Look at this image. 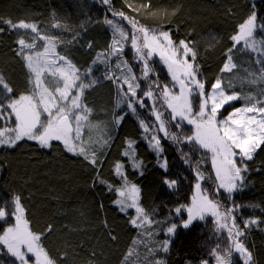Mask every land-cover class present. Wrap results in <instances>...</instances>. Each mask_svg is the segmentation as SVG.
I'll return each mask as SVG.
<instances>
[{
    "label": "trees",
    "instance_id": "trees-1",
    "mask_svg": "<svg viewBox=\"0 0 264 264\" xmlns=\"http://www.w3.org/2000/svg\"><path fill=\"white\" fill-rule=\"evenodd\" d=\"M253 6L258 19L264 21V0H111L110 5L102 4L101 0H0V18L3 20L11 19L15 23L24 19L36 23L42 34L61 37L63 42L56 49L59 55L66 56L76 65L84 83L96 81L85 89L84 103L92 110L89 119L93 125L99 126V130L90 132L86 127L83 138L91 135L96 139L101 132L111 137L96 166L90 165L82 156L68 153L61 142L54 141L51 147L41 148L37 142L25 139L14 148L0 146V204L7 202L10 212L12 197L21 196L31 230L44 233L42 244L52 257H58V264H88L89 261L92 264H124L130 249L139 253V257L131 255L129 264H144L145 257L149 264L156 259L164 260L165 264H202L203 261L216 264L212 249L219 246L221 255L229 249L231 242L227 231L217 232L214 218L197 220L185 229L182 221L187 218L186 211L175 212V208L191 202L196 183L195 168L202 154L191 145H180L182 152L190 156L189 163L185 164L176 145L159 133L163 157L168 163L167 178L177 180L174 188L163 183L165 173L145 139L150 133H144L139 120L143 119L150 127L158 126L153 115L154 101L155 107L164 113V119L170 120V112L162 101L143 97V92L152 85L154 97L158 96L160 89L153 82H158L161 88L164 84L172 86L171 76L158 57L150 59L149 66L153 71L148 77L142 75L143 62L136 57L131 46L133 29L126 20L112 12L123 11L150 29L163 25L164 30H171L176 43L180 40L194 42L197 52L194 63L199 66L198 77L205 83L206 93L211 92V85L219 77L225 85L231 81L232 90L260 98L264 84H252L245 79V70L255 72L259 68L254 54L241 51L238 45L232 52L237 69L221 73L226 51L233 43L230 36ZM105 18L120 24L128 32L129 39L123 42V52L119 57L115 56V60L111 56L106 62L93 63L98 54L107 56L112 43L113 30L104 23ZM57 21L62 28L52 27ZM0 28L4 29L0 32V73L14 89L13 98H18L22 93L27 94L30 87L28 70L16 54L19 50L16 41L25 30L13 31L3 23ZM32 35L28 30L27 42H32ZM260 35L258 33V37ZM36 43L37 50H42L44 42L37 40ZM118 60L127 61L141 85L137 89V98L143 97L144 107L136 104V113H132L126 104L116 107L120 89L115 79L107 77L120 78V73L127 71L121 65L117 67ZM122 87L127 90V85ZM226 91L231 94L230 90ZM129 98L135 104L137 98ZM198 103V97L194 96V110H198ZM244 103V100L230 102L221 110V115L227 116L233 108ZM115 114L125 117L118 126L113 124ZM11 123V120H0V127H9ZM174 124L169 125L172 132L191 131L190 126L177 129ZM128 140L135 142L137 159L142 161L139 170L131 166L130 157L123 156ZM117 161L124 164L122 171L127 179L140 188V204L154 221L147 226L152 236L146 235L145 229L131 225L130 219L136 215L134 209L121 212L114 203L118 198L115 189L124 183L114 170ZM246 164L245 187L233 193L231 199L226 193H220L225 208L239 206L233 215L242 229L244 220L259 218L264 221V146ZM200 169L206 176L214 178L210 162L201 164ZM202 186L211 192L212 180L202 182ZM14 223L10 216L0 220V234ZM172 223L178 227L169 236L167 228ZM49 226L50 232L47 231ZM165 239L170 240L168 252L159 247ZM240 239L251 251L254 264H264V222L246 229L245 236ZM149 248L157 251L149 255ZM232 259L234 264H242L238 254L233 253ZM0 264H19V261L7 252L6 246L0 245Z\"/></svg>",
    "mask_w": 264,
    "mask_h": 264
},
{
    "label": "snow or ice",
    "instance_id": "snow-or-ice-1",
    "mask_svg": "<svg viewBox=\"0 0 264 264\" xmlns=\"http://www.w3.org/2000/svg\"><path fill=\"white\" fill-rule=\"evenodd\" d=\"M104 5H110L111 0H101ZM131 7V5H129ZM145 8L149 7L144 5ZM137 10L138 9H134ZM109 11H112L109 8ZM131 25L133 32L130 37L131 46L135 50L136 57L143 62L142 75L147 78L153 69L149 61L154 55H159L160 60L167 66L171 76L172 87L164 84L161 88L158 82L154 81L156 88L160 89L158 96L154 97L153 86L149 85L148 90L143 92V97L155 98L162 101L163 105L170 110V120L164 119V113L153 105V115L158 126L150 127L143 119L139 120L140 127L148 140V146L158 158V166L165 173L163 183L174 188L177 180L168 179L167 158L163 157L164 148L161 144V136L176 145V150L181 153V159L185 164L189 163L190 156L183 153L180 145H191L194 150L201 152V158L197 161L195 168L194 192L191 202L175 208L177 214L186 211L187 218L182 221V226L188 229L194 221H205L212 217L215 220L217 232L227 231V237L231 244L224 255L217 249H212L216 264H234L233 253L239 255L242 264H254L251 251L240 239L245 236V230L252 226H259L262 222L259 218L244 220L243 229L236 223L233 212L239 207L225 208L221 202L220 193H226L228 198L232 194L245 187L246 173L248 167L246 161L253 159L254 154L264 146V91L259 94L260 98L252 95H242L232 90L231 81L223 84L221 78H217L211 85V92H205V83L198 77L199 66L196 61L197 52L194 50V42L180 40L176 43L172 39L171 30H164L163 25L156 29H150L140 25L138 21L131 18L123 11L112 12ZM167 15V13H165ZM175 15V12L172 13ZM0 23L8 26L10 30H25L17 39V55L24 61L29 73V91L27 94H20L13 98L14 89L6 81L3 73H0V120H11L13 126L0 127V146L14 148L22 140L35 141L41 148H49L52 142H61L64 149L75 156H82L90 165L96 166L100 163L99 156L109 145L111 137H106L102 132L93 139L91 135L83 138L84 129L87 127L90 132L93 129L99 130L98 125H93L89 119L91 109L84 103L85 89L96 83L95 80L84 83L82 75L75 64L66 56H61L56 51L57 45L62 43L61 37L42 34L36 23L20 19L13 22L11 19L3 20ZM104 23L111 26L113 30L112 43L109 46L107 56L98 54L96 60L106 62L108 57H119L123 52V42L129 39L128 32L112 19L105 18ZM53 28H62L63 25L57 21L52 24ZM83 27V25H81ZM28 30L34 35L32 42L26 41ZM4 31L0 28V32ZM258 33L261 35L258 37ZM78 34V33H77ZM37 40L43 41V49L37 50ZM233 42L232 47L226 51V61L221 68V73H231L237 69L233 60L232 52L237 46L240 50L256 56L255 64L259 65L257 71H246L247 82L264 84V21H260L255 11V6L250 14L237 25L236 31L230 36ZM91 47V44H89ZM123 63L128 74L120 78L108 76V79H115L120 95L116 100V107L120 108L126 104L132 113H136V104L144 107L143 97L137 98V89L141 85L137 77L132 73L127 61L117 62V67ZM91 72V68L88 69ZM248 77H251L248 80ZM127 85V90H123ZM178 89V91L176 90ZM226 89L231 91H226ZM75 92V94H73ZM137 98L135 104L133 99ZM198 97V110H194L193 97ZM244 100L241 107H235L228 112L227 116L221 115V110L230 102ZM124 115L115 114L113 124L120 125ZM175 122L177 129L190 126V133L181 131L172 132L169 125ZM134 141H126L127 147L123 152L124 157L131 158V166L134 169H141L142 161L137 159ZM162 160V162H161ZM210 162L213 176H206L200 169V165ZM124 164L117 161L114 165L115 173L120 176L124 183L115 189L118 198L114 201L121 212L128 209L135 210V217L130 219L131 225L138 229H145V234L152 236L153 233L147 229L148 225L154 223L150 213L140 204V188L127 179L122 171ZM143 173L141 172V175ZM212 180V191L204 188L202 182ZM101 183H105L103 180ZM20 195H14L11 201V211L7 210V202L0 204V220L14 218L15 223L4 229L0 234V245L6 246L19 264H29L34 257V264H58V257H52L42 244L44 233L31 230L29 220L25 216V208L21 202ZM178 225L172 223L167 228L169 236L174 234ZM51 231V226L47 229ZM115 239V237H113ZM134 243H136L134 241ZM140 243H144L140 241ZM170 240L165 239L159 245L164 252L169 251ZM157 249L149 248V255H153ZM135 254L137 259L139 253H133L130 249L126 255L124 264H129V257ZM88 264H92L91 261ZM144 264H149L145 257ZM151 264H165L162 259H156ZM202 264H208L203 261Z\"/></svg>",
    "mask_w": 264,
    "mask_h": 264
},
{
    "label": "rangeland",
    "instance_id": "rangeland-1",
    "mask_svg": "<svg viewBox=\"0 0 264 264\" xmlns=\"http://www.w3.org/2000/svg\"><path fill=\"white\" fill-rule=\"evenodd\" d=\"M115 56H112V59L114 58ZM154 57H158L159 58V55H154L152 58H154ZM117 59V58H116ZM160 59V58H159ZM113 60H115V59H113ZM116 65H117V62H116ZM120 65L122 66V68H125V66H124V64L123 63H120ZM167 67V66H166ZM128 74V72L127 71H125V72H122V73H120V77H122L123 75H127ZM170 88L172 87V86H169ZM177 90V89H176ZM178 91V90H177ZM154 105H155V101H154ZM169 112H170V110H168ZM11 126H13V124L11 123V125L9 126V127H11ZM195 222V221H194ZM193 222V223H194ZM192 223V224H193ZM191 224V225H192ZM32 258H34V257H32ZM35 259V258H34ZM29 264H34V260L33 261H31V260H29Z\"/></svg>",
    "mask_w": 264,
    "mask_h": 264
}]
</instances>
